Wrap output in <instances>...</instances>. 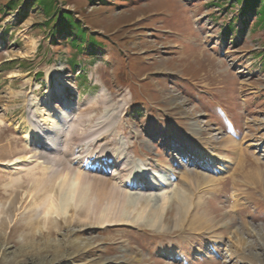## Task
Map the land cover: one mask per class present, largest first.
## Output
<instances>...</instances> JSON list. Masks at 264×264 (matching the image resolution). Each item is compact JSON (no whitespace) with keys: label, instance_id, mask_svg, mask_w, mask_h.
Instances as JSON below:
<instances>
[{"label":"rangeland","instance_id":"374dc122","mask_svg":"<svg viewBox=\"0 0 264 264\" xmlns=\"http://www.w3.org/2000/svg\"><path fill=\"white\" fill-rule=\"evenodd\" d=\"M9 1L0 0V264H264V24L253 16L227 38L239 8L229 0H71L105 40L73 70L75 52L50 39L40 11L23 17ZM50 99L84 117L75 162L140 196L126 219L102 224L73 203L41 212L50 192L62 202L61 185L34 157L14 162L38 144L30 116L41 120Z\"/></svg>","mask_w":264,"mask_h":264},{"label":"bare ground","instance_id":"6f19581e","mask_svg":"<svg viewBox=\"0 0 264 264\" xmlns=\"http://www.w3.org/2000/svg\"><path fill=\"white\" fill-rule=\"evenodd\" d=\"M58 106L51 99L46 100L44 111L41 112V120H37L35 114L30 116L32 128H34L33 133L40 137L37 140L38 144L30 151L23 150L14 162L19 165L20 161L34 157V162L37 165L41 164L44 174L52 177V181L59 184L58 186L61 185L62 202L58 203L56 200L58 198H55L54 194L50 192L41 212L45 215L59 214L73 203L75 208L79 204L84 206L83 208L87 211L86 218L97 219L102 224L126 219V209L139 203L140 196L133 197L129 194L123 181L121 184L116 182L115 176L106 180L98 176V173L96 174L93 166H80L75 162L73 156L76 155V140L83 139L87 132L83 124L84 117L80 113L74 112L71 105L66 102L61 108ZM25 138L27 145L30 144L31 134L28 133ZM79 162L82 161L79 160ZM166 205L167 197L165 195L163 202L155 209L156 214L164 213ZM147 212L144 208L140 209L139 218H144Z\"/></svg>","mask_w":264,"mask_h":264},{"label":"trees","instance_id":"16d2710c","mask_svg":"<svg viewBox=\"0 0 264 264\" xmlns=\"http://www.w3.org/2000/svg\"><path fill=\"white\" fill-rule=\"evenodd\" d=\"M71 0H11L7 3L6 7L9 11L20 12L21 16H27L29 10L40 11L45 17L44 23L41 25L47 31L48 36L54 43L61 39L64 43L70 45L75 52L73 58H66L68 65L71 69L75 70L79 66L77 56H95L105 44V40L100 36H96L90 25L86 22L78 11L66 8V5ZM107 0H76L78 5L84 6L90 3H104ZM230 10H238L233 13V18L226 25L225 31L228 35H233L234 32L239 33L240 30L236 29L238 24L242 23L243 26L248 25L249 19L253 16L256 17L257 24H264V0H229ZM226 0H218L215 7L226 9ZM227 9V10H229ZM236 17V18H234ZM77 55V56H76ZM77 70V69H76Z\"/></svg>","mask_w":264,"mask_h":264}]
</instances>
